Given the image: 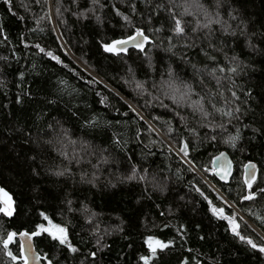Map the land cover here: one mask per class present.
<instances>
[{
	"label": "trees",
	"instance_id": "1",
	"mask_svg": "<svg viewBox=\"0 0 264 264\" xmlns=\"http://www.w3.org/2000/svg\"><path fill=\"white\" fill-rule=\"evenodd\" d=\"M199 3L208 17L195 0H12L11 12L0 0V188L14 209L0 213V239L64 227L75 252L33 236L44 264H264L210 210L224 208L241 235L264 244V195L241 199L249 161L258 164L253 187L264 188V0ZM169 8L184 35L170 31ZM137 27L150 37L143 51L104 50ZM184 84L192 92L181 100ZM222 151L235 163L229 183L214 175ZM149 237L168 246L152 256ZM20 245L16 235L13 260L0 243V264H24Z\"/></svg>",
	"mask_w": 264,
	"mask_h": 264
},
{
	"label": "snow or ice",
	"instance_id": "2",
	"mask_svg": "<svg viewBox=\"0 0 264 264\" xmlns=\"http://www.w3.org/2000/svg\"><path fill=\"white\" fill-rule=\"evenodd\" d=\"M4 4L8 5V11L11 12L12 11V0H3ZM94 3L98 2V0H93ZM37 3H39V0H37ZM73 3H75V0H73ZM192 4H187V6L185 7V12H188V8L192 7ZM195 6L199 9H201L204 12V15L206 17H208L210 14L208 13L207 9H205L204 5L199 3V0H195ZM217 6H219V0H217ZM59 11V10H57ZM168 19L172 22L171 27H170V31L172 33H174L175 36L179 37L181 35L185 34V28H186V24L179 19L171 10V8L168 9ZM118 15L120 14L119 12L117 13ZM190 14V13H189ZM231 15V14H230ZM217 19H216V23H221V21L219 20V13H216ZM233 19H235V17H232ZM125 20L128 19V17H124ZM149 19H151V17H149ZM213 21L211 19L208 20L207 24L201 25V27H205L207 28ZM199 23V22H197ZM196 28H193L192 31L196 32ZM225 31H227V28L224 29ZM156 31H160V29H156ZM3 34V28L0 27V35ZM172 37H169V40H171ZM129 41L132 42L133 46L135 48L140 49L141 51L144 50V43L146 41L150 42V37L147 36L145 34V31L139 27H137L134 31V33L130 36L127 37V39H122V40H114L112 41L110 44H104L103 48L106 52H117V51H123L125 46L129 43ZM117 45L119 47H117ZM192 45H186V47H191ZM36 47L39 49L40 52H45V49L40 48L39 45H36ZM175 45L169 44V47L167 49V51H171L172 48H174ZM175 54V53H174ZM47 56L51 57L53 60H56L57 63H60V59L59 57L55 56L51 51H48L46 53ZM186 59V57H184ZM233 60L236 59V57L232 58ZM216 69H213V73L215 72ZM220 71H224V68H220ZM229 72L235 73L236 69L235 68H228L227 69ZM168 74L169 77H171L173 75L172 73V69L169 67L168 69ZM203 83V82H201ZM217 83H219V79H217ZM169 87H172L171 84H169ZM137 88L141 89L142 91H144V84L143 82H137ZM184 92L180 93V99L184 100L186 98H188L189 94L192 92V85L190 84H184ZM177 91V90H174ZM233 96H235V93H233ZM17 102H19V97L17 98ZM103 103V100L101 101ZM173 102L174 103H178V101L176 100L175 96H173ZM194 105L197 106L196 110H199L202 112L203 115L207 116L208 113L204 111L203 109V105L200 104L199 101H195L193 102ZM163 107H167L166 105H162ZM191 106V105H190ZM129 108L131 111H136L135 109L131 108V105H129ZM216 111H220V109H216ZM236 111H239V109H236ZM232 111L229 110L227 112H224L223 115L226 116H232ZM137 115H139V113H137ZM140 119L143 120L144 117L140 116ZM154 119H157L156 117H154ZM181 120H183V117H181ZM222 127V126H219ZM168 132L171 133L172 132V128L169 127L168 128ZM138 134H139V130H138ZM213 139H215V137L213 136ZM239 139V133H237V135L235 137H232L231 140L233 142L232 146H235V141ZM115 143L119 144V140H115ZM181 144H182V148H181V152L183 153V156L186 160V162L189 164L190 168L195 171V165L193 163V161L187 160V155H188V147L189 145L184 143L183 140H181ZM223 155V154H221ZM246 167H248L250 169L249 173H248V179H246L244 181V184L247 186V188L249 189V192L247 193V195H244L241 197V199L243 200H254L257 196L258 193L264 195V188H260L259 186L257 187H253V183L254 181H256V175H255V165L249 164L246 165ZM136 168L135 166H133L132 168V172L133 175L129 176L128 179H133L134 178V174H135ZM58 175H62L63 173H57ZM217 174H220L219 172ZM227 178V171L225 170L224 174L220 175V179L221 180H226ZM141 179H143V177H141ZM197 192H200V189L197 188L196 189ZM0 193H4V196L7 197V193L4 192V190L2 188H0ZM200 195L203 196V192H200ZM205 199H207V197H205ZM220 199L224 200V203L228 204L229 207H232V205L224 198V197H220ZM211 212L213 213V215L218 216L219 218L228 221L229 225L231 226V230L233 231V234L238 236L242 241H245L248 245H250L253 249H258L259 252L264 253V244H257L255 243L251 238H248L246 236H243L240 234V232L237 230L239 228V224L236 222V220L234 219L233 216L231 215H227L225 214V209L224 208H217L215 206L211 207ZM14 209L12 207V200L10 197H7L6 200L3 201V206H0V213H3L5 216H9L11 217L13 215ZM41 215H44L43 213H41ZM45 219H48L47 216L44 217ZM49 223H51V221H49ZM183 227V226H181ZM36 231H33L31 233L28 232H20L18 233V235L20 237H27L28 240H31L32 236H38L40 235L41 232H46L48 233L49 236H51L53 238V240L58 241L60 245H66L69 251L75 252L76 249L70 244V243H66L68 240V237L66 235V229L60 225H53V229L54 230H50L49 228L44 227L42 224L41 225H37L36 226ZM17 235V233L15 232H8L6 238L4 239H0V243L3 244L4 249L6 251V254L8 256H10L13 260H16L18 257L14 256L12 254V252L9 249V244L11 242H13V238ZM168 243H171V241H169ZM168 245L165 243H162L159 240H155L153 241L152 237H149V243H148V247L151 250V254L152 256L156 255V248H160L161 250H163L164 248H166ZM21 248V253H20V258L24 257V243H21L20 245ZM28 248L29 250L31 249V244H28ZM92 255H95V253H92ZM151 256H141L140 259L144 261V264H148V261L151 259ZM37 259H39V257H37ZM24 264H27V259H25Z\"/></svg>",
	"mask_w": 264,
	"mask_h": 264
},
{
	"label": "water",
	"instance_id": "3",
	"mask_svg": "<svg viewBox=\"0 0 264 264\" xmlns=\"http://www.w3.org/2000/svg\"><path fill=\"white\" fill-rule=\"evenodd\" d=\"M145 44L146 42L144 43V45ZM117 47L119 46L117 45ZM130 47H134L131 41H129V43L125 46L124 50ZM249 164L255 165V175H256L258 171L257 162L249 161L246 163V165ZM246 165L244 167L245 180L248 179V173L250 171V169L246 167ZM213 168H214V175L218 181H220L221 183H229L235 171V163L227 151H222L215 155L213 159ZM225 170L227 171V178L226 180H221L220 175L224 174ZM218 172L220 174H217ZM17 238L20 240L21 243H24V257L25 259H27V264H44L40 253L36 249L33 236L31 237V240H28L27 237H20L17 234ZM29 243L31 244L30 250L28 248ZM37 257H39V259H37Z\"/></svg>",
	"mask_w": 264,
	"mask_h": 264
},
{
	"label": "rangeland",
	"instance_id": "4",
	"mask_svg": "<svg viewBox=\"0 0 264 264\" xmlns=\"http://www.w3.org/2000/svg\"><path fill=\"white\" fill-rule=\"evenodd\" d=\"M174 90H175V89H174ZM170 92H172V91L170 90ZM172 93H174V92H172ZM176 94H177V93L172 94L171 96L176 95ZM178 95L180 96V93H178L177 96H178ZM171 98H172V97H171ZM137 110H138V109H137ZM1 196H2V199H3V200H6L7 197H9L8 195H7V197H5V196H4V193H1ZM52 230H54L53 227H52Z\"/></svg>",
	"mask_w": 264,
	"mask_h": 264
}]
</instances>
